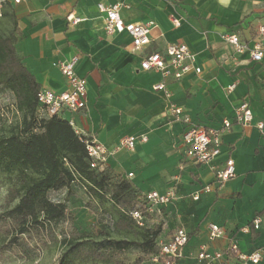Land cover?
I'll use <instances>...</instances> for the list:
<instances>
[{
	"label": "crops",
	"instance_id": "crops-1",
	"mask_svg": "<svg viewBox=\"0 0 264 264\" xmlns=\"http://www.w3.org/2000/svg\"><path fill=\"white\" fill-rule=\"evenodd\" d=\"M99 3H120L125 22H151L150 44L133 51L128 33L108 35ZM0 14V32L10 33L17 23L16 48L41 88L65 91L58 63L79 57L75 69L87 81V105L64 117L107 148L105 166L144 194L175 189L176 198L156 207L149 222L161 225L160 239L178 228L187 231L189 241L176 264L195 263L203 245L210 252L226 251L235 241L246 253L264 245V136L256 126L264 122V59L238 54L223 39L236 33L253 45L264 27V0H9ZM176 42L196 54L199 74L176 80L141 68L145 54ZM158 83L165 89H154ZM244 99L254 113L250 124L234 121ZM173 106L208 128L234 121L222 134L221 151L212 164L182 161L186 125ZM132 136L137 140L129 148L123 140ZM228 158L234 160L236 176L218 185L212 166ZM206 185L212 186L210 192L204 191ZM257 216L260 228L241 230ZM212 224L224 229L222 237L209 238ZM230 257L234 263V255Z\"/></svg>",
	"mask_w": 264,
	"mask_h": 264
},
{
	"label": "trees",
	"instance_id": "trees-1",
	"mask_svg": "<svg viewBox=\"0 0 264 264\" xmlns=\"http://www.w3.org/2000/svg\"><path fill=\"white\" fill-rule=\"evenodd\" d=\"M18 35L16 22L10 33L0 32V92L13 94L22 114L19 126L0 135V176L10 183L13 203L0 212V262L34 260L40 250L59 244L63 250L53 264H143L159 254L162 233L161 225L149 222L145 194L111 167L93 166L69 119L43 112L37 98L41 86L16 48ZM77 187L98 216L91 231L81 232L69 211ZM64 190L63 199L52 198ZM134 210L146 215L145 226L132 217Z\"/></svg>",
	"mask_w": 264,
	"mask_h": 264
},
{
	"label": "built area",
	"instance_id": "built-area-1",
	"mask_svg": "<svg viewBox=\"0 0 264 264\" xmlns=\"http://www.w3.org/2000/svg\"><path fill=\"white\" fill-rule=\"evenodd\" d=\"M9 0H0V11L5 3ZM19 2L20 0H15ZM99 9L106 14L105 32L108 35L126 32L132 38L131 49L133 51H143L144 48L151 42L152 23L151 22H125L121 17V4H105L99 3ZM1 15V14H0ZM176 25L178 20H173ZM223 39L233 45L234 50L238 54L249 53L254 61H262L264 59V27L259 32L258 40L250 45L248 42L236 33H228L223 36ZM79 57L73 56L68 60L58 63V66L67 81V89L62 92H55L51 89L41 88L38 92V102L42 107L43 112L49 117L54 115L64 116L66 113L78 112L84 109L87 105V81L79 76L76 72V64ZM141 68L146 71H155L162 74L164 77H173L176 80L182 79L186 74L195 72L199 74L201 68L196 65V54L192 52L189 46L183 42L171 43L163 51H154L145 54L141 60ZM235 84L231 85L228 90L232 91ZM154 89H165L164 83L154 85ZM175 116L183 120L186 125V130L183 134L185 151L182 161L187 159L198 164H212L216 156L220 153L222 145V134L228 131L233 122L241 124H250L254 120L250 101L244 99L236 107L234 121L226 119L220 129L208 128L194 123L189 116H182L183 109L179 106L172 108ZM70 124L75 131L80 134L86 145L89 155L93 159V166L99 163L104 166L108 156L110 155L106 147L99 143L92 136L83 133L76 126L73 119H69ZM256 126L264 136V122L258 121ZM146 137L143 136L142 140ZM135 137L125 138L123 144L129 148H133L136 144ZM215 173V181L218 185L224 184L236 176L235 163L232 158H228L223 165L212 166ZM204 191L210 192L211 185H206ZM149 214L155 212L156 207L166 205L176 198V191L170 188L165 192L157 190L149 191L145 194ZM194 199H199V194L194 195ZM132 217L136 220L139 226H145L148 222L146 215L140 210L131 212ZM261 218L255 217L251 224L243 227L244 232H251L260 228ZM224 235V229L217 225L210 226L209 238L214 240ZM189 235L184 228H178L170 238L159 239V254L152 258L158 262L159 259L165 258L163 264H176L183 257L184 248L188 244ZM231 254L234 255L235 262L230 260ZM264 256V245L254 249L252 252H242L237 243L232 241L226 251L210 252L205 245L201 247L197 255V261L193 264H260Z\"/></svg>",
	"mask_w": 264,
	"mask_h": 264
},
{
	"label": "rangeland",
	"instance_id": "rangeland-1",
	"mask_svg": "<svg viewBox=\"0 0 264 264\" xmlns=\"http://www.w3.org/2000/svg\"><path fill=\"white\" fill-rule=\"evenodd\" d=\"M22 120V114L16 107L14 95L10 91L0 92V135L10 134L16 126H19ZM10 183L3 176H0V212H4L11 206L8 201V188ZM66 190L59 194H52L54 199H63ZM89 198L85 195L82 188L77 187V192L69 201V211L75 215V225L83 231H91V225L95 223L98 216L93 214L87 207ZM110 216L105 221H110ZM62 246L59 244H51L49 248L42 249L37 253L34 260L8 258L1 261L0 264H53L61 251ZM134 258V255H131ZM94 264V263H88ZM100 264V263H95ZM143 264H160L151 259Z\"/></svg>",
	"mask_w": 264,
	"mask_h": 264
}]
</instances>
